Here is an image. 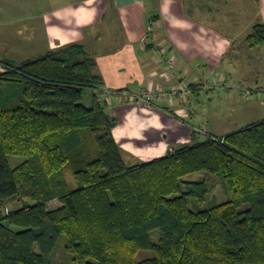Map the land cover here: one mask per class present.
<instances>
[{
    "label": "trees",
    "instance_id": "trees-1",
    "mask_svg": "<svg viewBox=\"0 0 264 264\" xmlns=\"http://www.w3.org/2000/svg\"><path fill=\"white\" fill-rule=\"evenodd\" d=\"M247 41L264 46L263 21ZM2 81L18 92L11 105L0 92V264H51L61 235L73 264H264V119L223 142L194 128L193 142L129 165L82 44L5 63ZM9 155L25 159L13 167ZM214 176L223 202L210 199Z\"/></svg>",
    "mask_w": 264,
    "mask_h": 264
},
{
    "label": "crops",
    "instance_id": "crops-1",
    "mask_svg": "<svg viewBox=\"0 0 264 264\" xmlns=\"http://www.w3.org/2000/svg\"><path fill=\"white\" fill-rule=\"evenodd\" d=\"M258 21L264 22V0H0V56L21 50L17 41L24 36L31 46L23 60L82 44L97 61L101 90L110 93L105 103L118 117L113 131L119 145L136 146L148 129L154 135L142 155L160 157L193 142V129L205 126L195 121L199 112L191 105L205 82H214L219 70L227 82L242 66L246 75L247 65L238 62L251 48L247 36ZM168 57L176 68L170 78ZM4 69L0 63V73ZM179 84L190 92L151 103L117 92L167 91ZM94 98L92 90L83 103L91 106Z\"/></svg>",
    "mask_w": 264,
    "mask_h": 264
},
{
    "label": "rangeland",
    "instance_id": "rangeland-1",
    "mask_svg": "<svg viewBox=\"0 0 264 264\" xmlns=\"http://www.w3.org/2000/svg\"><path fill=\"white\" fill-rule=\"evenodd\" d=\"M27 42H29V40H27L25 36L23 39L18 38V47L22 49L17 51L14 47L13 49L15 52L13 53H16V56L12 53L6 55V58L0 56V63H4V65L5 63L19 64L30 58L38 56L39 54L25 58L24 60L22 59L23 56L21 53L26 54L29 52L25 51L31 46H26ZM17 44L16 42L13 43L15 46ZM38 52H41V54L45 53L42 51ZM242 54V61H240V63L238 62V65H247V71H245L246 75L243 74V70L246 66H242L240 68L242 71L239 70L237 73L228 76V80L226 82V80L222 78V72L219 70L218 73L214 75V82L211 80L205 82L199 96H195L192 99V107L199 112L198 116H195L197 118L195 121L202 123V125L204 124L206 127H202H205L208 131L210 130L211 133L217 136H223L241 130L254 122L264 119V46H260L255 49L248 48ZM205 81H207V79H205ZM11 84L12 83L8 81H2L0 83L1 95L4 98H8L10 96V102L7 103L10 105L14 100H16V92H18L16 88H13L12 90L9 88ZM87 94L92 95V90H85L82 97V102H85V99L88 98ZM106 98L111 99L110 96ZM129 99L137 100L133 97H129ZM105 105L107 106V110L117 118V123H119L118 117L112 111L111 106H109L107 103H105ZM143 133L144 135L141 136L140 139H135L134 142L136 143V146H130L131 148L128 150L122 145L123 142L121 140V145L123 148L121 145L120 146L124 156L126 157V162L129 165L149 161L155 157H158L156 154H152L151 156H148L147 154L142 155V152L144 151L142 147L146 146L150 140L153 139L154 135V132H149L148 129L143 131ZM132 151H134V153ZM24 159L25 157L20 155H9L8 157V161L13 167L22 162ZM206 175V172L200 171L187 176V178L197 179ZM67 179L72 189L77 187V181L70 169L67 170ZM213 180H215L217 184L214 186L213 192L210 195V199H215L218 202L227 200L229 195L222 186L221 179L214 176ZM194 203L195 201L189 200V205L191 207H194ZM21 205L22 203L13 204L12 207L18 208ZM59 205V201H53L50 203L51 208L57 207ZM206 206L207 204L203 205V207ZM150 255H152L151 251H141L138 255V258L141 259ZM51 264H73V256L66 249L65 235H61L58 240L56 249L51 255Z\"/></svg>",
    "mask_w": 264,
    "mask_h": 264
},
{
    "label": "built area",
    "instance_id": "built-area-1",
    "mask_svg": "<svg viewBox=\"0 0 264 264\" xmlns=\"http://www.w3.org/2000/svg\"><path fill=\"white\" fill-rule=\"evenodd\" d=\"M175 72H176V68H175L174 59L168 57L165 76L167 78H170L175 74ZM117 92L120 93L122 96H126V97L129 96V97H133L134 99H137V100H143L145 102L151 103L152 101H154L156 99L157 96H168V97L174 99L178 95H185L188 92H190V88L187 85L179 84V85H176L167 91H164V90L154 91L152 89L147 88V89L143 90L141 93H131L127 90H119ZM109 95H110V93L108 91L99 90L98 94H97V99L100 102L104 103L107 100L106 97H109ZM195 130L198 131L199 133H201L203 136L211 138L214 141H222V142L224 141L222 138H220V137L214 135L213 133H211L210 131H208L205 127H202V126L195 127Z\"/></svg>",
    "mask_w": 264,
    "mask_h": 264
}]
</instances>
